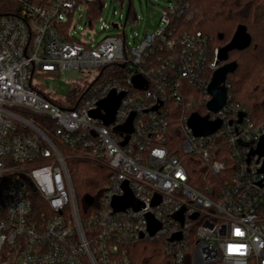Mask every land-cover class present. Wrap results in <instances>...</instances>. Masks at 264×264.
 <instances>
[{
	"label": "built area",
	"instance_id": "built-area-1",
	"mask_svg": "<svg viewBox=\"0 0 264 264\" xmlns=\"http://www.w3.org/2000/svg\"><path fill=\"white\" fill-rule=\"evenodd\" d=\"M95 1L0 0V264H132L126 245L154 238L166 239L175 264H264V174L257 157L248 162L264 121L253 122L233 101L227 81L226 106L217 113L207 109L208 86L222 64L219 49L213 51L202 33L174 38L175 22L189 15V0H171L156 30L134 44L125 33L129 16L124 24H103L101 30L119 32L100 42L71 34L76 13ZM163 50L171 54L159 61ZM68 70L92 78L66 104L34 86L37 75ZM136 76L145 80L143 89L135 88ZM194 88L204 92L206 115L200 116L222 121L208 136L189 127ZM113 91L125 96L107 126L91 112ZM169 104L185 113L181 156L168 141ZM133 113V132L122 146L128 134L117 128ZM40 118L54 122L63 146L108 165L96 212L82 215L66 157ZM225 150L233 169L222 160ZM197 162L204 188L193 176ZM126 184L140 209L116 211L112 203L126 195ZM182 209L180 222L175 214ZM149 216L161 224L154 236ZM178 234L182 238L172 241Z\"/></svg>",
	"mask_w": 264,
	"mask_h": 264
},
{
	"label": "trees",
	"instance_id": "trees-1",
	"mask_svg": "<svg viewBox=\"0 0 264 264\" xmlns=\"http://www.w3.org/2000/svg\"><path fill=\"white\" fill-rule=\"evenodd\" d=\"M125 2L126 0H116ZM129 20L133 16V5L129 0ZM189 15L182 16L175 22L178 39L184 32H200L209 40V45L214 51L227 46L240 27H244L250 36L251 42L243 49H236L229 54L228 62L238 64L234 73L228 75L227 85L233 101L247 109L248 116L255 123L264 121V0H189ZM105 0H96L90 3L87 11V20L93 23L103 10ZM157 54V52H156ZM159 54V53H158ZM171 54L163 50L158 56L162 61ZM225 64V63H222ZM211 74L207 75V81ZM197 95L193 108L188 113L206 115L204 92L193 89ZM181 108L172 104L167 106L166 118L169 121L168 141L174 147H179L178 155H182V117ZM41 119V118H40ZM40 127L58 145L66 157L72 181L77 192L78 203L82 215L96 212L99 209L98 201L107 189L111 171L104 161H97L81 155L79 150L63 146L56 132L54 122L41 119ZM53 125V126H52ZM224 158L229 169H233L235 162L230 157L228 150ZM219 158V157H218ZM200 163H195L193 176L195 183L204 188L203 174L198 169ZM85 196L95 199V204L89 207ZM46 209V208H45ZM48 209V208H47ZM87 238L89 229L85 228ZM127 253L132 264H175L173 256L167 250V241L163 238L141 240L137 243L126 245Z\"/></svg>",
	"mask_w": 264,
	"mask_h": 264
},
{
	"label": "water",
	"instance_id": "water-1",
	"mask_svg": "<svg viewBox=\"0 0 264 264\" xmlns=\"http://www.w3.org/2000/svg\"><path fill=\"white\" fill-rule=\"evenodd\" d=\"M130 9L127 11V16L129 14ZM117 27V25H115ZM251 42L250 36L246 33L244 27H240L233 37L232 41L225 47L219 49L218 53V61L217 64L220 66L215 73L213 74L211 83L208 86V93L212 96L211 101L207 104V109L211 112L217 113L221 109H223L228 100V90L226 87V81L228 75L234 73L238 67L236 62H228L230 52L236 49H243ZM134 86L137 89H143L145 85V80L141 76H136L133 79ZM125 94H116L113 91L106 99L102 100L99 103V108L95 111L91 112V116L94 118H99L103 120L104 124L109 126L111 125L116 118V114L121 105V101L124 98ZM101 110H105L106 114L103 115ZM245 116L244 113L241 114V120ZM135 118V113L131 115L127 123L123 126L117 128L118 131L128 134L125 141L122 143V146H125L129 140V135L133 132V120ZM240 120V121H241ZM222 126V121L217 120L214 122L207 121V118H202L199 114L194 113L191 115L189 119V127L193 130L196 136H208L215 132H217ZM245 146H250V144H243ZM254 157L258 158V161L261 162V168L259 169V173L264 174V135L261 137L258 142L256 148L251 149L249 153L248 162L251 163ZM127 189V193L125 196L116 198L112 206L116 211H124L130 207L135 209H140V203L135 200L133 194L128 189L127 184L125 185ZM85 203L88 206H91L95 199L91 196H85ZM158 203L156 200L155 204ZM184 209L175 214V218L180 222L184 221ZM193 219L197 218V215L192 217ZM161 229V224L158 223L152 216H149V233L151 236H154ZM182 238L181 234L175 235L171 240H180Z\"/></svg>",
	"mask_w": 264,
	"mask_h": 264
},
{
	"label": "rangeland",
	"instance_id": "rangeland-1",
	"mask_svg": "<svg viewBox=\"0 0 264 264\" xmlns=\"http://www.w3.org/2000/svg\"><path fill=\"white\" fill-rule=\"evenodd\" d=\"M129 0L123 5L120 1L105 0V7L98 17L90 26L85 23L87 20V11L81 9L76 13L72 23L70 24V32L77 39H87L89 41L100 42L108 35L117 34V30H101V26L111 25L112 22L125 23L127 11L129 8ZM133 5V16L126 25V36L128 40L134 44L135 37L138 39L146 32H154L158 27L163 10L170 6L171 0H131ZM83 14V17L80 15ZM122 17V19H120ZM78 27H82L79 30ZM84 31V35L83 34ZM67 81H63V79ZM92 78L87 73L75 70H68L61 76L37 75L34 78V86L42 90L48 96L58 99L62 104H66V99L71 93L82 86H86L87 82Z\"/></svg>",
	"mask_w": 264,
	"mask_h": 264
}]
</instances>
